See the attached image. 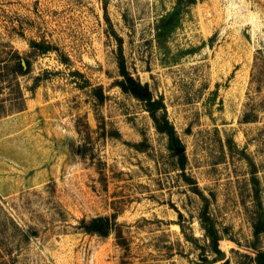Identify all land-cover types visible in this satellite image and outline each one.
<instances>
[{
    "label": "rangeland",
    "instance_id": "374dc122",
    "mask_svg": "<svg viewBox=\"0 0 264 264\" xmlns=\"http://www.w3.org/2000/svg\"><path fill=\"white\" fill-rule=\"evenodd\" d=\"M258 218L264 0H0V264H258Z\"/></svg>",
    "mask_w": 264,
    "mask_h": 264
},
{
    "label": "trees",
    "instance_id": "16d2710c",
    "mask_svg": "<svg viewBox=\"0 0 264 264\" xmlns=\"http://www.w3.org/2000/svg\"><path fill=\"white\" fill-rule=\"evenodd\" d=\"M30 46L33 48H40L41 52H47L51 48L49 44H43L36 41H30ZM14 58L17 67L16 72L20 75L27 74L29 72V66H30L29 60L19 55V53H15ZM118 67H119V74L122 77L121 80L118 81L119 87L122 89V91L131 93L136 98L145 101L147 110L150 113L153 121L155 122V126L157 130L159 132L167 134L169 139V147L170 149L176 152L177 146H181V143L175 134L173 125L169 122V120L164 114L161 117H157L156 115V111L163 107L162 102L160 100H152L150 92L144 94V88L147 87V84L141 83L138 79L133 77V75L127 70L122 55H120L118 58ZM179 155L184 159L183 152H181ZM183 159L180 163L181 168H183L184 166ZM103 221L105 220L101 217L92 218L88 223H85L86 229L89 232H100L101 229H103V225H102ZM106 226L108 229L107 222H106ZM253 227H254V234L256 236H258L261 233H264V221L261 220L260 218H258L254 222ZM207 236L210 240L212 251L215 252L216 254H220L221 249L219 247V238L216 232L213 231L211 228H208ZM255 258L258 264H264L263 252H257Z\"/></svg>",
    "mask_w": 264,
    "mask_h": 264
},
{
    "label": "water",
    "instance_id": "95a60500",
    "mask_svg": "<svg viewBox=\"0 0 264 264\" xmlns=\"http://www.w3.org/2000/svg\"><path fill=\"white\" fill-rule=\"evenodd\" d=\"M148 92H149L148 88L145 87L144 88V94H147ZM182 151H183V147L182 146H177L176 152L179 153V152H182ZM102 225H103V231H107L108 229H107L105 221L102 222Z\"/></svg>",
    "mask_w": 264,
    "mask_h": 264
}]
</instances>
